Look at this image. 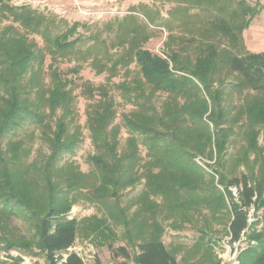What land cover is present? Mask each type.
Here are the masks:
<instances>
[{
  "label": "trees",
  "instance_id": "1",
  "mask_svg": "<svg viewBox=\"0 0 264 264\" xmlns=\"http://www.w3.org/2000/svg\"><path fill=\"white\" fill-rule=\"evenodd\" d=\"M11 2L0 0V16L9 21L0 28V232L11 235L14 219L28 227L13 233L14 240L0 235L5 248L38 249L47 264H85L71 249L81 221L68 215L84 199L106 213L94 216L89 226L94 236L114 234L112 220L125 227L136 249L133 254L127 244L108 242L114 264H179L162 240L155 214L163 208L174 220H189L201 207L213 216L228 212L226 234L232 243L244 236L257 241L241 252L238 264H264V231H251L249 222V210L264 205V143H259L260 136L264 140V52H247L243 44V32L260 9L247 0H178L170 17L190 27L191 35L175 48L172 42L179 37L170 33L167 51L160 54L144 47L151 35L134 16L86 36L78 30L84 26L80 22L70 25ZM147 19L154 22L149 12ZM170 24L163 22L172 31ZM71 60L78 64L63 70L60 63ZM84 60H91L97 73L110 72L107 81L96 85L69 78ZM120 68L124 79L113 81ZM78 88L89 99L86 126L95 148L88 172L65 158L83 141ZM233 92L240 103L229 102ZM121 103L132 108L116 122ZM123 128L128 136L121 144ZM20 130L28 131L20 136ZM37 130L48 153L30 160ZM236 135L245 143L231 153ZM142 178L144 187L135 198L139 208L129 217L120 200ZM159 197L160 203L154 200ZM95 264L105 263L96 257Z\"/></svg>",
  "mask_w": 264,
  "mask_h": 264
},
{
  "label": "rangeland",
  "instance_id": "2",
  "mask_svg": "<svg viewBox=\"0 0 264 264\" xmlns=\"http://www.w3.org/2000/svg\"><path fill=\"white\" fill-rule=\"evenodd\" d=\"M247 1L251 5L257 6L260 10L251 21L250 26L243 32L245 51L264 52V0ZM11 3L14 5H30L44 13L57 15L59 18L68 21L70 25L74 22H80L84 26H80L78 30L85 33L86 36H89L92 31L105 29L104 26L107 23L112 22L113 26L117 27L119 20L134 16L137 19V24L151 35L147 42L144 43V47L160 54L167 51L166 43L169 41L170 33L179 37L172 42V46L175 48L181 45V41L184 42V37L191 35L190 27L188 29L185 24H182L181 20L170 17V11L178 5V0H12ZM194 11L198 12L200 10L195 9ZM147 12L154 18L153 23L148 21ZM166 19L171 21L172 31H169L163 25ZM8 23V20H2L0 16V28ZM189 24L191 25V22ZM107 34V31H103L104 36ZM195 35L198 39L201 38L197 32ZM36 40L41 42L39 37H36ZM189 51H193V48H189ZM50 61L51 59L48 56L46 64H49ZM90 62L91 60L80 61L82 65L80 71L78 73L68 72V77L74 79H79L80 77L96 85L105 83L110 72L97 73V70L90 65ZM77 64V61L71 60L60 63V66L63 70L69 71ZM131 67L133 68L134 64ZM124 75L125 69L120 68L113 81H121L124 79ZM232 78L229 77V80H232ZM75 93L77 94V123L81 126L83 141L75 153L67 154L65 158L77 165L81 171L88 172L91 169L89 156L95 152L86 126V109L89 99L80 94L79 88L76 89ZM113 93L117 101L120 102L122 100L120 95L116 91ZM229 102L232 104L240 103L239 94L233 92L232 100ZM131 108V104H118L116 122H121L123 114L127 113ZM30 128L31 126L28 127V129ZM27 131L20 130L18 134L23 136ZM39 133V130H37L35 137L30 140L29 145L32 147L30 160H43L46 153H48L47 145L43 144L38 138ZM127 136L128 134L123 128L120 135L121 144H124ZM12 137L13 134H10L7 139ZM234 139V143L229 144L228 147L231 153L241 149V146L245 143L239 135L234 136ZM259 143L260 145L264 143L262 136H260ZM142 153L145 154L144 149H142ZM253 158L254 154H251V159ZM197 161L205 162L200 157L197 158ZM207 162L215 164L214 161L208 160ZM241 170L246 169L241 167ZM218 179L219 177L216 175L215 181L217 182ZM144 182L145 179L142 178L135 186L123 191L120 201L121 205L127 208L129 217L130 214L132 216L139 208L135 198L142 191ZM232 189L237 195V189L235 187ZM154 200L159 203L162 201L160 197L154 198ZM68 215L70 218H76L81 221L77 240L71 249L83 257L85 264H95L96 257L105 264H114L111 252L107 247L108 242L113 243L115 246L127 244L130 246L132 253H135L136 249L131 245L123 225H115L110 220V224L114 227V234L107 231L106 236H94L91 233L89 226L95 221L94 216L101 218L106 215L101 205L78 199L73 204ZM167 215L168 211L160 208L157 210L155 218L158 219L163 227L162 240L166 247L176 256L179 264H211L212 261L218 259L220 264H238L241 252L250 245L257 243V241L250 240L247 236H244L238 242L232 243L230 241V236L226 234V224L230 220V215L226 210L222 214L219 213L217 216H213L208 208L201 207L198 211L189 213L187 218L189 220L182 219V217H177L174 220L173 216ZM140 219H142V216ZM249 222L251 223V231L256 230L257 233L264 231V205L258 210L253 207L249 210ZM11 224L13 225L11 227V235L0 232L1 237L14 240L13 233L17 235L27 231L28 225L22 219H14ZM133 239L134 242L138 241L134 233ZM5 247V242L0 241V264H47L43 254L38 249L32 252L22 248H11L8 250Z\"/></svg>",
  "mask_w": 264,
  "mask_h": 264
}]
</instances>
